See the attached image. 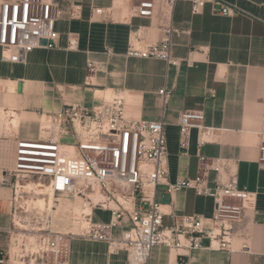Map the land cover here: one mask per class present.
Masks as SVG:
<instances>
[{"label":"crops","instance_id":"0c3cea01","mask_svg":"<svg viewBox=\"0 0 264 264\" xmlns=\"http://www.w3.org/2000/svg\"><path fill=\"white\" fill-rule=\"evenodd\" d=\"M82 1L80 19L57 18L56 46L33 49L22 63L2 60L0 48V81L13 84L11 93L27 107L37 108L33 103L39 102L54 112L65 101L91 108L99 97L121 92L129 116L163 121L168 182L205 171L206 184L213 186L215 172L208 166L218 159L224 163V177L235 174L240 186L255 193V210L247 212L246 226L233 238L232 251L192 249L179 256L168 246L156 245L150 252L151 264H175L180 258L186 264H264V165L258 162L264 130V0H219L234 8L233 16L215 13L210 3L193 14L190 0H175L171 7L164 5L166 0H155L152 18L130 16L128 2L119 8L114 0ZM96 7L111 10L109 15L91 17ZM167 26L175 30L171 56L177 65L126 54L131 42L139 47L159 42ZM71 40L74 47H69ZM88 61L94 63L93 69L87 67ZM163 88L168 92L165 103L159 93ZM184 110L202 112L204 125L215 129L203 134L200 144L199 132L191 130L186 148H181L177 123ZM27 136L32 134L0 139V253L12 192L10 185L1 184L3 171L13 166L15 138ZM166 188L156 187L155 200L168 229L185 215L212 213L210 197L187 187L172 193ZM72 225L77 232L78 222ZM119 234L115 228L114 235ZM242 243L245 249L240 248ZM66 251L70 264H128L125 251L111 253L106 243L77 236L68 238Z\"/></svg>","mask_w":264,"mask_h":264},{"label":"built area","instance_id":"2783aa9c","mask_svg":"<svg viewBox=\"0 0 264 264\" xmlns=\"http://www.w3.org/2000/svg\"><path fill=\"white\" fill-rule=\"evenodd\" d=\"M174 1L166 0L164 5L171 7ZM126 2L130 16L152 18L156 14L155 0ZM190 2L193 14L207 3L217 14L233 16L236 13L219 0ZM110 10L96 7L93 14L106 16ZM59 16L54 0H0L1 59L22 63L33 49L56 46L55 23ZM174 31L167 26L159 42L142 47L131 42L126 54L177 65L178 61L171 56ZM42 39L46 40L45 45L41 44ZM74 46L75 41H69V47ZM87 67L93 69L94 63L88 61ZM159 93L165 103L167 90L160 89ZM125 106L124 95L118 91L99 97V102L91 108L65 101L59 110L48 115V122L39 127L38 135L15 138L13 166L3 171L1 181L14 188L15 196L18 182L33 178L43 181L58 195L80 196L90 203L89 194L98 191L105 196L106 203L116 204L115 208H108L106 221H96L94 215L86 216L85 226L78 233L41 232L38 264H70L66 248L71 236L104 242L111 253L125 251L128 264H151L150 252L156 245L168 246L179 256H185L192 249L232 251L233 238L246 226L247 212L255 210V193L240 186L235 174L224 177V163L218 159L211 160L208 166L215 172L213 186L206 184L205 171L193 178L168 182L163 121L131 117ZM203 122L202 112L184 110L180 113L177 125L181 148H186L191 130L199 132L200 144L203 134L215 129L206 127ZM67 135L74 138V143L60 141L61 136ZM258 149V162L264 165V130L260 132ZM159 184H166L169 193L187 187L197 195L210 197L212 213L208 217L185 215L179 224L168 229L155 200ZM90 204L95 208L94 203ZM118 227L122 230L116 236L114 230ZM245 247L242 243L240 248ZM175 264L186 262L180 258Z\"/></svg>","mask_w":264,"mask_h":264},{"label":"rangeland","instance_id":"374dc122","mask_svg":"<svg viewBox=\"0 0 264 264\" xmlns=\"http://www.w3.org/2000/svg\"><path fill=\"white\" fill-rule=\"evenodd\" d=\"M60 10V18L70 17L75 19L81 18L80 5H83L82 0H54ZM126 0H114L113 5L117 7H126ZM80 4V5H79ZM71 5L72 7H68ZM78 7V8H77ZM129 9V6L127 7ZM91 11V17L93 16ZM9 84V85H8ZM13 84L0 81V139L18 136L24 132L28 135H38L41 120L53 113V110H47L39 102L33 103L36 107H27L25 102L19 96L12 94ZM26 106V107H25ZM33 111V112H30ZM12 112H15L18 117V125L13 127L10 124ZM60 141L63 143H74L72 136H61ZM29 181L44 183L37 179H26L19 182L20 184L29 183ZM26 185V184H25ZM45 185V183H44ZM2 186H9L7 184ZM10 187V186H9ZM22 192V191H21ZM14 188L8 196L7 204L10 205L8 214L9 224L3 233L1 243L2 252L0 253V264H12L13 258L16 262L13 264H38L40 258L39 236L43 231H63L72 229L75 216H78L79 209L83 207V200L78 196H65L55 194V205L52 211V222H49L51 213L44 208L35 205L26 206L24 201L36 199L39 195L29 192L17 193V198L14 201ZM47 197V195H42ZM91 211V210H90ZM88 212V211H87ZM86 212V213H87ZM109 216L108 210H95V220H108L104 213ZM93 214V215H94ZM48 216V217H47ZM47 217V219H46ZM46 220H48L46 222ZM80 220H76L79 224ZM122 228L119 227V231ZM74 233H78L71 230ZM97 242V241H96Z\"/></svg>","mask_w":264,"mask_h":264},{"label":"bare ground","instance_id":"6f19581e","mask_svg":"<svg viewBox=\"0 0 264 264\" xmlns=\"http://www.w3.org/2000/svg\"><path fill=\"white\" fill-rule=\"evenodd\" d=\"M11 117H12V119L10 121V124L13 127H16L18 125V117H17L16 113L12 112ZM41 122L42 123L40 125L43 126V125L47 124L48 120L45 117L44 119L41 120ZM25 184L23 185V184H20L18 182V184L16 186L17 191H16V196L14 197V200L17 198V193L20 194L22 192H29L31 190L34 194L39 195V197L36 199H31L29 201H24L25 205L29 206L31 204V205L38 206L40 208L45 206L46 208H44V209L47 212L51 213V222H52V211L54 208L53 205L55 204V200H54L55 199L54 198L55 193H53L52 190L47 185H44V184L39 183V182L29 181V183H25ZM42 195H47V197H43ZM78 197H80V196H78ZM89 197L91 200L90 203H94L95 208H93V206H91V204L86 199H83L80 197L83 200V207H81L79 209L78 216L77 217L75 216V221H74V222H76V220H80L79 221V225H80L79 231L81 230L82 227L85 226V223L87 221L86 216L93 215L94 209L108 210V208H115L116 207V204L112 201L106 203L104 201L105 196L101 192L95 191V192L89 194ZM101 206H103V207H101ZM63 233L68 234V233H72V232H63ZM73 234H75V233H73ZM12 260L14 263L16 262V260L14 258ZM13 262H12V264H13Z\"/></svg>","mask_w":264,"mask_h":264},{"label":"water","instance_id":"95a60500","mask_svg":"<svg viewBox=\"0 0 264 264\" xmlns=\"http://www.w3.org/2000/svg\"><path fill=\"white\" fill-rule=\"evenodd\" d=\"M41 44L45 45L46 44V40L42 39L41 40ZM17 92L18 93L22 92V83H21V81H18V83H17Z\"/></svg>","mask_w":264,"mask_h":264}]
</instances>
